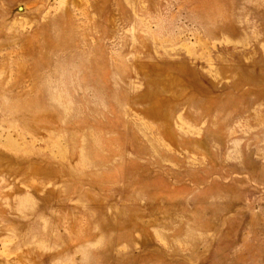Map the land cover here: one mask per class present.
I'll return each mask as SVG.
<instances>
[{"label": "rangeland", "instance_id": "obj_1", "mask_svg": "<svg viewBox=\"0 0 264 264\" xmlns=\"http://www.w3.org/2000/svg\"><path fill=\"white\" fill-rule=\"evenodd\" d=\"M0 264H264V0H0Z\"/></svg>", "mask_w": 264, "mask_h": 264}]
</instances>
